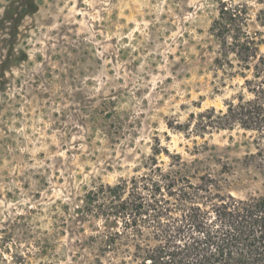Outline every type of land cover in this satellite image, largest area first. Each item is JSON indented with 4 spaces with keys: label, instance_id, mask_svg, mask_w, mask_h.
<instances>
[{
    "label": "rangeland",
    "instance_id": "rangeland-1",
    "mask_svg": "<svg viewBox=\"0 0 264 264\" xmlns=\"http://www.w3.org/2000/svg\"><path fill=\"white\" fill-rule=\"evenodd\" d=\"M31 1L0 0V264L120 262L90 239L86 194L145 171L158 141L236 197L264 193L251 132L180 128L240 81L214 66L218 0ZM234 1L264 39V3Z\"/></svg>",
    "mask_w": 264,
    "mask_h": 264
},
{
    "label": "trees",
    "instance_id": "trees-1",
    "mask_svg": "<svg viewBox=\"0 0 264 264\" xmlns=\"http://www.w3.org/2000/svg\"><path fill=\"white\" fill-rule=\"evenodd\" d=\"M218 4L211 27L219 46L214 66L223 82L240 81L225 100V110L210 107L192 113L180 128L200 136L210 129L251 132L252 156L264 170V39L259 29L250 27L248 3ZM256 20L264 25V8ZM163 152L171 158L167 166L159 156ZM144 167L129 179L101 183L86 194L83 213L104 222L90 239L104 255L121 257L111 264H264V193L236 197L219 178L199 174L160 141Z\"/></svg>",
    "mask_w": 264,
    "mask_h": 264
}]
</instances>
